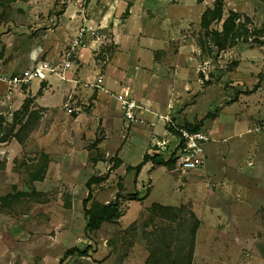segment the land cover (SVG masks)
Wrapping results in <instances>:
<instances>
[{
  "label": "rangeland",
  "instance_id": "rangeland-1",
  "mask_svg": "<svg viewBox=\"0 0 264 264\" xmlns=\"http://www.w3.org/2000/svg\"><path fill=\"white\" fill-rule=\"evenodd\" d=\"M122 1L123 7H190L191 15H195L199 7H212L214 3V0ZM117 4V0H0L1 77L17 76L34 66H12L11 58H7L32 40L38 43L58 37L66 50L70 43L65 40L66 35L71 30L76 31L79 25L76 16L66 14L68 9L116 7ZM223 5L224 18L228 11L234 10L240 13L242 20L248 18L250 31L264 30V0H224ZM77 9L75 13L81 15L83 11ZM131 26L129 29L133 28ZM213 27L221 29V23ZM99 31L92 33V37L96 39L104 35L106 39L91 50V55L103 60L111 56L115 46L110 33ZM187 32L190 35L185 37L187 43L192 44L207 61L205 66L209 82L205 85L210 89L206 97L211 96L213 102L211 107L204 108V119L208 121L224 114L234 116L238 126L243 124L248 128L263 129L264 31L262 35L254 36L256 38L240 41L236 47L221 52L213 46L200 21L195 18ZM87 41L86 38L85 44ZM202 41L205 42L203 48L200 46ZM63 52L53 53L54 63L60 61ZM50 80H54L53 87L56 78ZM256 85L259 86L254 92H247ZM5 86L7 84L0 81V91H7ZM68 89L70 87L64 84L52 90L46 99L60 98L58 101H47V107L40 106L36 101L40 95L37 94L34 99L27 97L31 99L29 109L38 114L36 126L22 134L23 144L13 138L0 144V197L8 193H22L10 203L0 200V264H58L67 250L73 247L85 250L88 246L91 248L86 256L69 255L63 264H144L149 254L145 233L169 227L176 230L172 247L187 249L182 233L188 228L166 220H149L148 209L153 201L177 208L184 206L187 209L182 214L188 215V210L200 221L193 264H264V151L254 163L260 169L259 176L255 178L243 171L254 157L252 151L241 160L237 155L234 158L225 155L223 162L239 173L231 172L232 177L226 175L220 182L207 175L205 170L202 171L204 176L197 177L168 169L188 185L184 190L185 197L175 188L172 191L176 180L161 177L158 173L155 174L154 187L150 180L142 186L141 193H145L147 198L132 199V194L127 195L126 188H123V178L118 176L95 184L92 186L93 200L100 203L114 201L118 193H111L113 186L116 191L121 188L122 214L115 222L104 223L96 232H85L82 207V200L87 196L85 183L100 173L107 175V165L102 170L88 169L91 166L89 162H97L105 156L98 148L102 131L89 122L90 117L89 121H79V128L76 129L74 117L63 106ZM76 91L81 114L91 116L94 105L91 92L88 89L84 91L80 85ZM2 95L6 97V94ZM16 111L7 107L1 110L0 123L3 127L10 125ZM262 131L244 132V137L249 138V143H264ZM234 146L240 149L241 143L237 142ZM44 155L48 157V171L42 180L34 181L31 174L43 168ZM107 160L109 163L116 162V156L103 159L104 162ZM136 160L133 154L130 162ZM145 176L147 174L144 180ZM131 185L133 182L128 181L129 190ZM141 193L137 192L138 195ZM90 205L91 202L88 203Z\"/></svg>",
  "mask_w": 264,
  "mask_h": 264
},
{
  "label": "crops",
  "instance_id": "crops-1",
  "mask_svg": "<svg viewBox=\"0 0 264 264\" xmlns=\"http://www.w3.org/2000/svg\"><path fill=\"white\" fill-rule=\"evenodd\" d=\"M121 1L117 0L116 7L76 8L77 11H83L81 15L75 13L76 9L66 11L67 15L70 14V16L78 18L76 20L79 25H77L76 31L75 29L71 30L72 32L70 31L66 35L65 40L69 42L76 36L79 27L83 25L82 18L85 17L86 24L97 29V32L100 29V33H110L115 46L110 57L103 60L92 57L91 50L104 42L106 37L101 35L95 39L92 37V32L89 31L86 35L87 44L78 51L72 69L67 73V80L56 78L57 82L53 87L51 84L54 83V80H50L52 77L42 81L34 80L29 85L19 87L7 85L5 86L7 91H0V112L4 111L5 107L12 111L18 110L24 99L35 98L41 85L45 86L38 94L40 96L36 101L40 106L47 107V101H58L60 98L46 99L52 90H55L59 85L69 86L70 89H68L66 102L63 103V106L69 104V107L73 109L70 114L74 117L76 129L79 128L77 124L79 121L84 119L89 121L90 117L89 122L96 124L95 126L100 127L102 131V140L98 148L101 153L105 154L102 156L103 159H107L108 156H116V162L112 163H109L108 160L104 162L103 159L89 162L91 166L88 169L102 170L106 164L107 175L103 182L110 181L116 176L123 178V188H126L127 195L141 193L142 186L149 180L154 187L156 173L161 174V177L168 176L171 180H176L172 191L175 188L183 197L187 195L184 190L188 185H185L186 183L180 177L171 174L172 171L168 172V169H176L174 163L165 164L173 155L172 152L177 141L175 133L171 130L173 126H168L158 118L165 114L171 115L176 126L201 122L200 129L206 130L210 137L205 146L203 166L185 173L180 171L182 174L204 176L202 171L205 170L207 175H212L220 182L225 178L224 176H231V172L239 173L223 162L225 155L230 158L237 155L241 160L244 155L247 156L252 151L254 157L247 162L248 165L243 171H247L252 178L258 177L260 169L254 163L263 153L264 143L247 142L249 138L244 137V132L249 134L263 131H256L243 124L238 126L234 116L227 117L222 114L212 120L204 119V108L211 107V102H213L211 96L206 97V93L210 89V86L205 85L209 82V74L205 66L207 61L192 44L187 43L188 40L185 37L190 36L187 30L191 27L193 18L199 22L206 7H199L197 13L191 15L190 7H135L136 5L123 7L124 2ZM130 26L133 28L129 29ZM57 38L54 39L55 41L44 39L38 43L32 40L21 49L17 48L18 51H13L14 53L7 57L12 59H10V65L31 66L43 59L55 62L54 58L52 59L53 53L64 51L62 40ZM67 41L65 42L67 43ZM53 48L54 52L52 53ZM78 85L84 91L88 89V92L92 94L94 105L91 116L87 117L81 114V107L77 105L76 89ZM8 87H10V91ZM123 90H129L138 103L146 109L140 115V119L131 126L127 125L115 98V94ZM2 94H6V97H2ZM162 140L169 141V145L165 149L156 145V141ZM237 142L241 143L240 149H236L234 146ZM242 145L246 146L245 149ZM146 153L150 156L158 155L160 159L157 162H147L136 173L134 167L142 161ZM133 154L136 156V162H130ZM160 160L162 162H159ZM250 163L253 164L252 167H250ZM145 174H147L145 176L147 178L144 180ZM96 176L103 175L100 173ZM128 181L133 182L131 190L127 186ZM194 184H191V187ZM225 186L229 188L230 185ZM111 193L123 196L121 190L116 191L114 186ZM142 196H145V193L137 194L138 198ZM145 197L147 198V196ZM108 202L110 201L105 203Z\"/></svg>",
  "mask_w": 264,
  "mask_h": 264
},
{
  "label": "trees",
  "instance_id": "trees-1",
  "mask_svg": "<svg viewBox=\"0 0 264 264\" xmlns=\"http://www.w3.org/2000/svg\"><path fill=\"white\" fill-rule=\"evenodd\" d=\"M66 0H56V2H64ZM223 2L224 0H214L212 7H207L201 15L200 26L204 30L205 35L210 38V42L213 44L216 49L221 52L225 51L228 48L236 47L240 41L247 42L249 38H252L256 35H262L263 29L250 31L248 27V18L244 17V20L241 19L240 13L234 10L228 11L227 16L224 18L223 14ZM221 23V29L214 28V24ZM256 38V37H254ZM205 42H201L200 46L203 48ZM45 85H41L38 91V94L41 93L42 88ZM259 85H256L248 93L254 92ZM31 99L28 98L24 101L21 108L13 113V119L8 127H3L0 123V144L8 142L10 139H15L19 144H23L24 139L22 134L27 131H32L37 124L38 114L36 111H31L29 109V103ZM202 123L198 124H189L186 123L182 127L188 131L199 130ZM173 132L176 131L171 128ZM45 163L41 170L36 169L34 173L31 174V179L34 181H40L44 178L47 170V155H44ZM158 155L150 156L149 154H144L142 161L134 167L136 173H138L144 164L149 161L157 162L159 160ZM159 162H162L161 160ZM174 163V154L165 164ZM106 179V175L103 176H92L86 183L85 187L87 189V196L82 200L83 213L85 216V232H96L98 231L104 223H112L118 220L121 216L120 209V199L121 195L117 194L114 201L108 203H100L93 200V191L92 186L95 184H100ZM121 190V188H120ZM22 193H8L7 195L0 197L2 202L10 203L16 200ZM132 199L137 198V194L134 193L131 195ZM91 202V205L88 206V203ZM187 208L181 206L179 208L174 206H166L160 203L153 202L148 209L150 214L149 220L155 222V220H166L170 223H175L178 226L187 230H183L182 241L187 243V249L184 247L173 248V240L175 237L176 230L172 227L163 228V229H153L147 231L145 234L147 238V245L149 254L145 260L144 264H193V254H194V245L197 230L200 226V221L196 218L195 214L188 211V215L182 214ZM187 225L189 227H187ZM132 225V227H134ZM91 247L88 246L85 250H80L77 247H73L67 250L64 256L59 260L58 264H63L64 260L69 255H80L86 256L88 250Z\"/></svg>",
  "mask_w": 264,
  "mask_h": 264
},
{
  "label": "built area",
  "instance_id": "built-area-1",
  "mask_svg": "<svg viewBox=\"0 0 264 264\" xmlns=\"http://www.w3.org/2000/svg\"><path fill=\"white\" fill-rule=\"evenodd\" d=\"M82 21L83 25L79 27L76 36L70 40L69 46L61 55L59 62L54 63L48 60H39L33 67L20 75L3 78L0 75V81L6 83L10 87H19L28 85L34 80L42 81L50 77L67 80V73L72 69L78 51L85 46L87 33L89 31L92 33L97 32V29H93L86 24L85 17L82 18ZM115 98L120 105V110L128 126L137 122L142 112L146 110L138 103L137 99L129 90H123L115 94ZM64 108L69 113L73 111V109L69 107V104H66ZM158 118L162 119L168 126H173V129L176 131L175 136L177 141L172 152L174 154L175 168L185 173L188 170L203 166L205 162V146L210 140L208 132L203 129L188 131L182 126H176L170 114L160 115ZM255 130L260 131V129ZM261 130H264V128ZM156 145L165 149L169 145V141H156Z\"/></svg>",
  "mask_w": 264,
  "mask_h": 264
}]
</instances>
